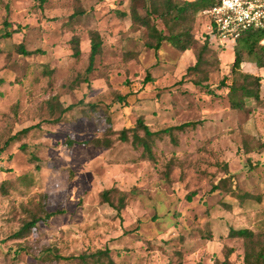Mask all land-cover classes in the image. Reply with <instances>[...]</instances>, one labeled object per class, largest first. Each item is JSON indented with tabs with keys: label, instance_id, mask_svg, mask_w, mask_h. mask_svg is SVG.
<instances>
[{
	"label": "rangeland",
	"instance_id": "1",
	"mask_svg": "<svg viewBox=\"0 0 264 264\" xmlns=\"http://www.w3.org/2000/svg\"><path fill=\"white\" fill-rule=\"evenodd\" d=\"M149 5L0 0V31L4 22L20 28L12 39H0V149L5 152L0 159V264H75L67 258L106 249L116 264H213L223 258L225 246L243 251L241 240L226 238L230 228L264 233V109L248 99L245 109L233 110L229 90L220 87L223 79L228 85L244 82L231 74L232 44L210 42L208 17L199 11L190 23L194 50L182 53L164 42L156 57L145 47L144 30L131 19L132 8L146 16ZM75 12L82 14L72 16ZM148 21L152 24L153 17ZM93 30L102 37L103 49L87 74ZM75 36L83 52L78 60L70 44ZM20 43L39 52L31 57L13 53ZM204 43L209 49L204 74L187 75ZM125 53L138 59L127 62ZM241 72L252 76L250 93L254 77H261L264 102V69L245 62ZM54 97L73 110L62 116L51 111L47 103ZM116 97L126 98L119 102ZM139 119L152 132L198 125L175 132L177 144L168 136L155 140L150 161L133 144L134 130L128 141L120 140L119 133L133 129ZM35 125L5 145L11 135ZM95 138L112 145L83 144ZM68 141L75 145L67 146ZM169 163L173 168L166 180ZM223 165L236 175L239 193L251 195L246 202L212 191L225 173ZM107 190H116L111 195L116 204L125 196L120 216L102 202ZM38 202L59 215L24 239L10 240ZM49 248L54 254L47 259L42 251Z\"/></svg>",
	"mask_w": 264,
	"mask_h": 264
},
{
	"label": "trees",
	"instance_id": "2",
	"mask_svg": "<svg viewBox=\"0 0 264 264\" xmlns=\"http://www.w3.org/2000/svg\"><path fill=\"white\" fill-rule=\"evenodd\" d=\"M44 1V0H41ZM131 3L142 1L144 3V8L150 3L149 8L146 10V16H140L136 11V8H132L131 19L132 25L142 28L146 34L145 47L154 50L155 56H159V51L164 42H169L175 49L184 53L187 51L194 50V44L191 38V26L190 23L193 21L195 14L199 11H206L214 6V0H130ZM82 12H75L72 16H78ZM153 17V23L148 21V18ZM209 20V18H208ZM210 23V20H209ZM162 25V28L159 25ZM165 31L168 34H165ZM20 33V28H12V25L8 22L3 23V28L0 31V39L8 40L12 39L13 36ZM89 49H88V67L86 73L90 74L94 70L96 64V59L102 54L103 40L99 32L96 30L89 32ZM73 50V57L78 60L81 58L83 52L80 49V39L78 37H73L70 41ZM13 53L20 56L31 57L36 55L39 51H28L22 43L14 45ZM207 43H204L201 51L196 54V64L187 69L188 74H194L201 77L204 74L205 66L208 61L205 58V53L207 52ZM234 50V62L232 64V75L243 76V84L238 85L237 81H233L231 85L227 84L226 79H223L220 83L221 88L228 89V97L230 107L233 110H243L247 106V100L253 99L260 107L264 109V102L260 98V88H261V77H254L252 84V93L247 86V82L252 76L248 73H242L241 67L243 63L255 64L259 69H264V28L263 29H248L241 34L240 38L233 45ZM11 54V53H10ZM8 55L10 58L11 55ZM125 60L130 62L138 59V55L131 53L129 57L125 53ZM7 57V58H8ZM79 79V77H77ZM82 78L80 77V81ZM147 80H151L148 76ZM79 82V81H78ZM4 84L3 80L0 79V87ZM200 82L196 81L195 85L200 86ZM1 94V93H0ZM126 97H116L117 101L124 102ZM49 109L53 112H57L60 116L66 114L67 112L73 110V106L65 108L59 103V101L54 97L47 103ZM60 118L57 120L59 121ZM198 125L197 122H187L172 127H168L163 130L152 132L149 127H147L142 119L137 121V125L132 128H124L120 134V140L126 142L129 140V131L134 130L133 134V144L135 146H140L143 148L144 158L150 161H154L152 154V148L155 144V140L163 139L165 136L170 137L171 142L177 144L175 132H184L186 129L194 128ZM39 125L30 126L22 129L10 136L6 141V146L11 142L19 140L22 135L29 133L30 131L38 128ZM138 130H142L144 135L140 136ZM85 145H92L95 147L110 148L112 145L111 141L105 138H95L91 141L83 142ZM75 142L68 141L67 146L72 147ZM21 148H25L22 146ZM4 149H0V159L4 154ZM32 161H36V157L32 155ZM225 173L224 175L213 184V192H222L237 198L239 203H244L247 199H250L251 195L240 194L238 188L237 177L231 174L227 166H221ZM173 165L169 163L167 165V171L165 172L166 180L169 179L170 173L172 171ZM116 192V190L103 191L101 194L102 202L109 204L120 216L121 212L126 208V198L125 196L120 197L117 200V204L111 199V195ZM133 193L136 190L132 191ZM188 200L192 197L187 196ZM258 204H262V199L258 197L256 201ZM228 210H231V206L225 204ZM264 207V205H263ZM28 214L29 220L25 221L21 228L10 236V240H22L27 235L31 234L36 230L38 224H44L48 222L54 216L59 215V213L47 212L45 207L40 204V202L35 203L33 209H29ZM138 228V227H137ZM226 238L232 240H241L243 244V251L241 254H237L233 248L225 246L222 250L223 258H215L213 264H264V233L255 232L249 229L235 230L230 228L229 233ZM51 249H46L42 251L43 255L50 258ZM55 258L57 259V255ZM234 256V257H233ZM44 257V258H46ZM232 257L234 258L232 260ZM69 261H74L75 264H116L112 257V251L97 250L94 253H82L77 257L67 258Z\"/></svg>",
	"mask_w": 264,
	"mask_h": 264
},
{
	"label": "built area",
	"instance_id": "3",
	"mask_svg": "<svg viewBox=\"0 0 264 264\" xmlns=\"http://www.w3.org/2000/svg\"><path fill=\"white\" fill-rule=\"evenodd\" d=\"M204 13L210 20L209 40L218 47L233 46L248 29L264 28V0H214Z\"/></svg>",
	"mask_w": 264,
	"mask_h": 264
}]
</instances>
